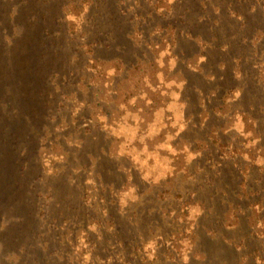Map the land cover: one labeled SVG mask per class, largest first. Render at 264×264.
Returning <instances> with one entry per match:
<instances>
[{"label":"trees","instance_id":"16d2710c","mask_svg":"<svg viewBox=\"0 0 264 264\" xmlns=\"http://www.w3.org/2000/svg\"><path fill=\"white\" fill-rule=\"evenodd\" d=\"M156 1L167 3L169 14L173 9L165 25H162L164 20L157 18L154 10L148 7L155 4L151 0H7V7L0 8V38L3 36L9 45L2 49L8 50L12 45L24 48L15 57L17 60L19 56L20 61L25 63L14 70L16 75L11 79L14 90H19L23 86L47 88L46 79L50 78L45 74L47 72L50 74L52 66L43 63L49 57L47 53L51 54L52 58L61 54L63 48L69 47L68 53L72 51L79 55L83 53L87 64L98 61L119 62L122 61L121 57L137 59L138 55L129 53L131 36L137 29L136 26L140 27L141 31L143 29L144 34L145 31L154 32L156 29L166 32L171 27L174 31L170 30L173 32V45L170 46L171 49L174 47V52L172 51L174 56L187 57L189 55L187 49L194 46L196 41L205 43L212 53L209 56L210 60L207 61V58L203 61V67L213 66L215 62L216 65H225L224 60H229L231 55L239 53L240 56L233 58V61L238 62V65L242 64L241 72H248L249 82L245 81V85L242 83L238 86L234 81L235 75L218 74L216 75L218 79L214 80V83H217L215 89L221 90L234 85L232 88H227V96L239 87L241 96L235 103L236 107L251 111L264 110V85L257 87L259 93L254 86V83L260 82L256 77L258 68L253 62L260 60L264 71V24H258L252 17L254 15L252 12L258 4L248 0H180L175 7L169 0ZM201 1L205 2L200 3ZM215 1L221 6L219 8L217 5L214 11L221 9V12L212 14L218 16L224 13L226 14L224 18L205 16L210 9L205 8L204 5L213 4ZM242 9L245 10L246 15L242 14ZM237 26L245 27L246 32L237 34ZM253 31L263 36L260 47L257 46L256 49H250V45L238 41L241 39L255 44ZM15 50L12 48L8 51ZM244 58L247 60L244 61ZM38 60H42L41 67L33 64ZM69 69L72 71L70 67ZM21 70L25 73L17 75ZM209 71L210 69L207 73ZM218 71L222 73L223 67ZM199 74L200 71H185L186 90L202 96L205 105H201L200 112L209 114V120L212 122L216 120L214 110L216 108L208 103L209 96L205 92L209 84L208 80L204 82V78ZM53 75L57 74L53 73ZM11 82H1L2 96L9 92L6 89L10 88ZM262 83L264 84V78ZM217 93L218 91H215L210 98L214 103ZM220 95L222 94H219L217 101L222 105L225 94L223 93L222 97ZM23 96L19 92L14 94V103L15 101L18 103L13 105L14 108L24 104V102L20 103ZM244 101L248 102L247 106L242 104ZM13 106L9 102H0L1 109L4 108L0 112V120H7V110L13 114ZM17 113L19 110L14 114ZM25 123L28 121L17 123L15 128L12 127L14 125L4 127V123H0L1 143L8 157L11 158L10 169L6 170L8 172L5 176L2 171L0 177V239L3 237L0 252L6 253L7 257L8 253L12 252L11 255L15 258L14 264H20L21 261L23 264H79L76 260L79 243L76 231L81 229L87 231L90 224H97L101 232L91 233L92 236L85 237L84 243L86 242L87 247L82 248L81 255L89 253L92 256L91 260L99 259L100 264H120L121 258L126 264H150L148 262L151 258L146 256L148 251L160 256L158 261H154L156 264H264V143L259 145L257 150L259 152L250 151L244 146L242 148L239 144L238 150L231 148L239 155H227L229 143L226 138L219 134L220 136L213 142L206 135L208 131L202 130V136L199 137L205 150L202 159L213 161L207 173L210 176L212 168L214 170L217 168L213 178L215 175H220L221 191L214 192L210 185L203 189L197 185H187L183 187L184 193L187 194L186 198L177 192L176 199L180 198L182 201L180 205H174L171 207L172 210L168 211L160 205L168 194L166 190H162L159 200L155 203L156 208L151 209L155 214L154 218H148L151 219L149 222L148 219L141 218L137 225L130 219L138 214L132 213L129 209L120 211L116 199L110 197V188L106 187L107 184L105 189H99L100 179H104L102 172L105 166L94 181V186H99L97 203L94 206L87 203L85 191L87 180L81 183L84 190H80L78 184H72L68 180L71 179V172L67 168L58 169L52 175L38 172H31L30 175L24 173L28 168L24 167V162H32L33 160H29L28 157L34 154L31 152L29 154L28 148L15 146L17 142L21 144L23 139L29 138L28 134H24L19 129ZM37 128L36 126L29 128L32 129V138L38 135ZM96 138L98 137H91L90 140L96 141ZM6 143H9L8 146L12 143L13 146L9 148ZM87 145H80L79 152L85 150ZM98 145L101 146L99 157L104 162H109L110 158L102 147V142H98ZM244 152H249L252 156L248 158L249 161H243ZM34 165L36 166V163ZM86 165L90 167L92 163L88 162ZM114 167L109 165L106 169L111 173ZM91 169H94L93 165ZM62 171L68 174L61 175ZM248 173L251 179L243 195V191L238 186L242 183L246 185L245 176ZM45 195L51 201L43 205ZM191 195L193 197H190ZM192 202L197 203L206 215L199 218L200 214H196L199 221L184 234L181 224L175 222L178 217H167V213H176L178 210H183L182 208L188 209ZM256 205L260 206L258 210H255ZM91 207L93 210L96 208V212L90 210ZM141 207L143 205L133 210L137 211ZM246 209L248 211H245ZM159 210H166L167 213L166 211L160 213ZM239 213L242 217H238ZM229 215L233 218V222L226 224L223 222V217ZM240 224L243 226V231L235 228ZM7 225L10 226L12 237L4 231ZM29 229L39 232L27 234L26 231ZM42 230L44 232L40 233ZM20 231L22 233H18ZM151 237L153 240H148ZM30 240L33 245L30 244ZM28 244L32 248L26 252ZM21 247L24 249L21 250ZM181 248L183 252L179 255ZM42 252H46L45 258ZM183 254L187 255L184 261L181 258ZM165 256L166 262H164ZM73 259L77 263H73Z\"/></svg>","mask_w":264,"mask_h":264},{"label":"rangeland","instance_id":"374dc122","mask_svg":"<svg viewBox=\"0 0 264 264\" xmlns=\"http://www.w3.org/2000/svg\"><path fill=\"white\" fill-rule=\"evenodd\" d=\"M6 1L0 0L2 2L0 8L7 7ZM151 1H154L155 4L154 6L148 5V7L154 10L157 18L164 20L162 25H165L166 19L172 15L173 9L169 14L167 13L169 11L167 3ZM179 1L176 0L174 3V0H169L175 7L178 6ZM248 1L258 4L252 12L254 14L252 17L258 24H264V0L260 2ZM203 2L205 1L200 3ZM217 5L220 8L221 5L216 1L213 4H205V8L209 7L210 9V12H206L205 16L224 18L226 15L224 13L218 16L212 14L221 12V9L214 11ZM241 12L246 15L245 10L242 9ZM136 27L137 29L131 36L129 53L133 52L135 56L138 55L137 59L121 57L122 61L119 62L98 61L87 64L83 53L81 55L73 51L68 53L70 48L65 47L61 54L52 56V58L51 54H46L49 57L43 63L52 65L50 74L48 72L45 74L50 78L46 79L47 88L23 86L19 90H14L11 79L16 75L14 70L25 63V61H20L19 56L15 60L23 46H9L8 50L16 49L13 52L2 49L9 45L2 36L0 38V86L3 81L11 83L10 88L6 89L9 92H6V95L4 93V96L0 94V102H9L12 106L15 103L18 105L16 101L14 103V94L19 92L24 95L20 100V103L24 102V104L20 105L21 107H12V109L14 108L13 114L19 110V113L14 116L7 110V122L0 120V123H4V127L14 125L12 127L15 128L17 123H22L23 120L24 122L28 121L19 129L24 134H28L29 138L23 139L21 144L18 142L15 144V146L28 148L29 154L30 152L34 153L28 157L29 160H33L32 162H24V167L30 168H27L24 173L30 175L31 172H38L39 174L52 175L58 169L67 168L71 172V179L68 180L72 184H78L77 187L80 190H84L81 183L87 180L85 183L87 203L92 206L97 203L99 187L94 186V181L97 180L98 175L100 176L99 172L105 166L102 172L104 179H100L99 189H105V184H107L106 187L110 188V197H113V200L116 199L120 211L129 209L132 213L138 214L130 219L138 225V220L141 221V218H154L155 214L151 212V209L156 208L155 203L159 200L162 190H166L168 194L160 205L161 208L165 207L168 211L172 210L171 207L174 205H180L182 201L180 198L176 199L177 192L186 198L187 194L184 193L183 187L187 185H197L202 187L201 189L210 185L214 192L221 191L220 175H215L213 178V173L217 168L215 170L212 168L210 176L207 173V169L213 161L202 159L205 152L199 138L202 136V130L208 131L206 135L213 142L218 136H224L229 143L227 155H239L231 149L238 150L239 144L242 148L244 146L250 151L259 152L257 151L259 145L264 143V126H262L264 110L251 111L236 107L235 103L241 96L239 87L233 88L232 93H228L227 96V88H232L234 85L225 87L226 89H215L217 83H214V80L218 79L216 76L218 74L235 75L234 81L238 86H241L242 83L245 85V81L249 82L247 80L248 72H241L242 64L240 63V66L238 62L233 61V58L240 56L239 53L231 55L229 60H224L225 65H216L217 62H215L213 66L203 67V61L207 58V61L210 60L209 56L212 55L210 47L205 43L196 41L194 46L187 49L189 51L187 57H177L172 53L174 47L171 49L170 46L173 45V32L170 30L174 31L171 27L166 32L156 29L154 32L145 31V34L143 29L141 31L140 27ZM237 28L239 35L246 32L245 27L237 26ZM253 35L256 39L255 44L241 41V39L238 41L244 45H250V49H256L260 47L263 36L256 31H253ZM245 60L247 58H244ZM253 63L258 68L256 77L260 83H254L258 92L259 86L264 85L262 83L263 65L260 60ZM33 64L41 67L42 60ZM84 65L86 66L83 67ZM221 67H223L222 73L218 71ZM208 69H210L209 73H207ZM185 71H200L199 75L204 78V82L208 80L209 84L205 92L209 96L208 103L213 104L216 108L214 109L216 112L215 121L211 122L209 114L200 112L201 105H205L202 96H197L186 90ZM52 72L57 75L54 76ZM24 73L25 71L21 70L17 72V75ZM252 75L254 76L255 72ZM215 91L218 93L215 95L216 102L214 103L210 98ZM223 93L225 94L223 97L225 103L222 100L221 105V102L217 100L219 94H222L220 95L222 97ZM242 104L247 106L248 102L244 101ZM3 109L0 107V112ZM12 117L14 119L11 120ZM32 126L38 127L36 130H39L38 135L33 138L31 136L32 129L29 130ZM211 131L215 133H211ZM91 137H98L96 138L97 142L91 141ZM1 141L0 139V177L2 171L4 176L6 175L8 172L6 170L10 169L11 162ZM98 142H102V147L110 158L109 162H104L99 157L101 146L98 145ZM6 144L9 145V143ZM86 144L88 145L85 150L79 152L78 147L86 146ZM12 146L11 143L8 147ZM103 154L105 155V152ZM249 154V152L243 153L245 155L244 162L249 161L248 158L252 157ZM88 162L92 163L94 169H91L92 165L90 167L86 165ZM109 165L115 166L111 173L106 169V166ZM60 173L61 175L68 174L66 171ZM241 177L243 176L241 175ZM250 179L248 173L245 176L246 185L242 183L241 186H238L243 191V195L246 192L244 189L249 186ZM50 201V198L45 195L43 205ZM139 205H143V207L134 211L133 209L138 208ZM259 208L260 206L256 205L255 210ZM182 209L170 214L166 210H159V212L165 213L166 211L167 217H178L175 222L181 224L184 234H186L195 225V222L199 221L200 217L206 215V212L194 202L189 204L188 209ZM90 210L96 212V208L93 210L91 207ZM185 212L187 213L184 214ZM198 213L200 214L199 218L196 216ZM238 217H242V215L239 213ZM149 221L151 219H148ZM223 222L231 224L233 218L230 215L225 216ZM36 225L39 227L37 222ZM9 228L10 226H5L4 231L12 237ZM235 228L243 231L241 224ZM38 232L39 230L33 229L26 231L27 234ZM42 232L44 230L40 231V233ZM97 232H101L97 224H90L87 231L85 229L76 231L79 239L76 260L79 264L101 263L99 259L91 260L92 256L89 253L81 255L82 248L86 249L87 247L86 242L84 243L85 237L88 238L89 235L92 236L91 233ZM18 233H22V231ZM2 240L3 237L0 239L1 244ZM148 240H153V237ZM30 244L33 245L31 240ZM28 245L26 252L32 248L31 245ZM149 246L152 247V245ZM20 249L23 250L24 247ZM76 251L74 250V252ZM182 252L181 248L179 255ZM11 253L9 252L7 257L6 253L0 252V264H14L15 258ZM42 254L45 258L46 252H42ZM146 256L151 258L148 262L150 264H156L154 261H158L160 257L150 251L146 253ZM186 256L183 254L181 257L183 261ZM164 259L166 262V256ZM73 263H77V261L73 259ZM20 264H23L22 261ZM120 264H126L123 258H121Z\"/></svg>","mask_w":264,"mask_h":264}]
</instances>
